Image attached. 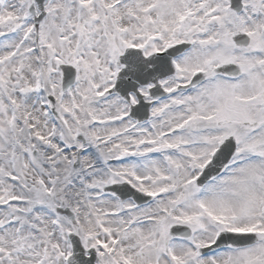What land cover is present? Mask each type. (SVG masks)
Here are the masks:
<instances>
[{
	"label": "snow or ice",
	"instance_id": "6c2138e0",
	"mask_svg": "<svg viewBox=\"0 0 264 264\" xmlns=\"http://www.w3.org/2000/svg\"><path fill=\"white\" fill-rule=\"evenodd\" d=\"M0 264H264V0H0Z\"/></svg>",
	"mask_w": 264,
	"mask_h": 264
}]
</instances>
